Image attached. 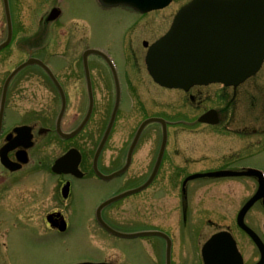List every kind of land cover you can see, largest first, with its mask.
<instances>
[{
    "label": "flooded vegetation",
    "instance_id": "obj_1",
    "mask_svg": "<svg viewBox=\"0 0 264 264\" xmlns=\"http://www.w3.org/2000/svg\"><path fill=\"white\" fill-rule=\"evenodd\" d=\"M13 24L15 31L16 21ZM163 29H160L159 36L163 33ZM2 34L3 32L0 31V43L5 39L4 37L1 39ZM4 34L6 36V33ZM159 36L152 41L146 39L142 41L145 53L148 42H153ZM15 40L16 36L14 33L12 42H15ZM26 42V38H21L22 48L20 47L19 50L22 51L23 56L19 57L20 59L15 64H12L10 55L7 53L11 44L0 50V250L6 247L5 239L8 238L9 224L12 218L33 221L42 229L43 234L52 232L60 236L71 232L73 218L85 217L90 222L91 233L93 232L92 225H97L103 234L117 239L120 238L108 232L104 224L99 221V217L102 218L104 223L115 230L125 232L140 230L138 229L140 225L139 221L131 218V215L127 214L119 217L121 205L119 203L126 198L108 203L101 208L99 214L97 211L103 203L112 197H115L123 190L132 188L127 186V182L131 178L138 176L139 172L145 174L152 171L156 157L152 158L146 167L144 166V170L133 172L134 154L140 141L145 136V130L149 126H155L157 132H159V129L162 132L161 123H150L144 128L132 154L131 162L128 165H126L128 162V150L133 137L131 140L130 137L121 138L115 143L114 139H112L113 128L103 145L98 160V168L106 176L124 167H126V170L118 177L108 179L100 177L94 170L92 157L104 136V131L112 111L111 109L110 113H108L110 103L112 102V88L115 94L114 75L110 67L100 58L106 67H108L110 73V76H108L105 70L102 71L101 68H98L90 61L89 56L88 65L94 100L92 114L80 132L73 136L64 137L59 133V130L65 134H71L82 123L91 104L90 88L88 87V78L82 53H76L73 46L74 43L70 46L71 41L67 39L66 46L68 47L65 48L66 53L53 54L61 62L58 68H53L51 65L57 82L52 81L43 67L36 62L20 70L7 84V78L11 72L29 58L48 63L47 59H45L47 56L41 53V46L37 42L30 43L29 45ZM129 51L133 55L132 64L134 67L141 65V61L137 58L138 51L136 47L133 45ZM43 73L46 79L43 78ZM262 73V89L257 88L255 85V87L248 86L241 88V90V85L234 87L219 84L221 90L214 93V96L222 102V105L214 107L216 109L215 123L210 125L205 124L216 129V133L212 135V139L210 140L216 149V158L214 157L212 162L209 161V165H205L197 171L186 173L183 180L187 174L189 175L194 172L236 171L241 173L249 168L264 171L262 165L247 162L250 152L262 148L264 144V62L262 64ZM133 77L125 71L122 76L124 82L123 88L126 93H130L129 95L131 93L135 94L137 103H145L143 98H139L142 90L136 77ZM44 80L50 85H44ZM32 82L35 85H32ZM150 82L156 84L152 79H150ZM111 83H113V87L110 85ZM40 88H45L47 91L44 102L39 99ZM194 88L200 89V97L205 87L194 86L188 92ZM178 91L187 94L183 90ZM189 95L191 96L189 99L192 103L198 101L196 95L193 93H189ZM241 98L249 100L247 102L248 106L252 107L248 112L242 111L241 104L243 102L240 101ZM201 99L203 100V97H200L199 101ZM252 100L254 101L252 102ZM25 103L27 105H24ZM113 106L114 101L111 108ZM140 112L142 116L137 121L136 127L141 121L150 116L164 118L167 121L168 131L178 126L192 128L191 126L198 125L196 124L197 118L172 117L170 111L167 112L166 110L148 113L144 104L140 106ZM90 123L94 124V126L96 125L92 131L89 128ZM22 125L28 126L26 129L28 134L17 138L15 128ZM75 149L80 153L77 172L68 171L70 166L66 169L68 172H54L52 165L55 160L70 150ZM183 150L177 152L175 149L173 153L183 159L186 158L185 153H187ZM3 152L7 164L3 163L1 159ZM168 153L169 151L166 149L161 169L166 162ZM187 159L184 160L185 163H187ZM172 168L186 169V165H173ZM133 174H136V176H133ZM34 175H36L38 181H35L34 188L27 194L23 192V190L27 189V176H33L34 178ZM44 178L46 179L45 181L42 180ZM218 179H222L224 182L232 181L225 179H233L234 181L236 179L246 180L239 182L241 185L239 188V200L231 216V223L219 228V224L214 223L212 217L200 219L199 221L205 220L209 225L214 226V230L203 229L204 222L202 224L196 223L197 230L194 232V236L186 237V233L179 230L180 245L177 243V238L170 231H167L172 237L170 264H206L203 247L210 238L217 234H222L223 238L229 237L228 234L233 237L241 254L242 264H256L262 257V250L257 247L251 236L237 223L238 214L242 207L259 191V196L245 212L243 221L254 230L264 243V191H262V182L259 176L203 177L196 179L194 182H192L193 180L189 181L186 184V192L184 194L181 192L182 221L185 224L187 223L186 227L193 225L188 217V201L194 196L199 197L198 194L205 188L209 191L214 190L218 186V182L216 181ZM201 180H209L210 182H198ZM191 185H193V189H190ZM92 194H97L98 197L92 199L90 197ZM43 199L49 202L44 208H42ZM28 203L35 204L28 207ZM199 207L201 206L199 205ZM215 215L216 219L224 217L222 214L220 216L218 214ZM37 217L43 218L44 221H41ZM162 241L165 247L164 255L159 253V256L155 257L151 253L149 264H168L166 259V241ZM218 243L221 244L222 248L227 247L226 242L220 236ZM150 246L155 251L157 250L156 246L152 244ZM106 257V255L102 254L99 258L85 257L62 264H74L83 261L125 264L124 261H113Z\"/></svg>",
    "mask_w": 264,
    "mask_h": 264
},
{
    "label": "rangeland",
    "instance_id": "obj_2",
    "mask_svg": "<svg viewBox=\"0 0 264 264\" xmlns=\"http://www.w3.org/2000/svg\"><path fill=\"white\" fill-rule=\"evenodd\" d=\"M58 1L61 2L64 8V15L62 19H59L51 26L54 29V34L52 32L53 38L49 37L48 47L41 50V53L47 56L50 65L53 68L60 66V60L53 54L58 53V51H62L59 53H66L65 48L68 47L66 46L67 39H70V46L74 43L73 46L76 53H81L85 47H103L113 54L119 66L120 74L123 76L126 70L130 73V76L136 77L141 87L142 92L139 98H143L145 103H137L133 93L129 95L130 93H126L125 90L122 92V99L119 104L112 135L115 143L121 138L130 137L131 140L135 133L137 121L142 116L140 112L142 104H144L148 113L166 110L167 112L170 111L172 117L186 118H197L205 109L222 105V102L214 96V93L221 90L219 84L204 86L205 88L200 95L203 100L199 101V92H201L199 88H194L185 94L178 90L164 89L150 82L143 64L145 48L142 46V41L145 39L152 41L159 36L160 29L167 28L170 21H168L169 19L167 20L166 11L137 16L138 14L122 7L103 9L97 5L95 0ZM187 1L173 0L170 7L177 5L175 9L177 10L178 7ZM52 2L53 0H11L14 19L16 20V40L10 45L7 53L10 55L12 64H15L20 59L19 57L23 56L22 51L19 50V40L24 37L31 38L37 30L39 31L41 15L48 11ZM170 9L168 7V10ZM133 26L137 28L131 34L130 47L133 45L136 47L138 51L137 58L141 61V65L136 67L132 64V53L130 52L131 56H129L127 51L130 42L129 32L131 30L129 29ZM0 28V31L3 32L1 39H3L6 31L3 0H0ZM90 61L98 68H101L102 71L105 70L106 74L110 76L108 67L99 57L90 56ZM262 75L261 69L256 75L244 82L240 89L248 86L255 87V85L257 88L262 89ZM43 78L46 79L44 73ZM43 84L50 85L45 80ZM32 85H35V83L32 82ZM110 85L113 87V83ZM39 92V99L44 102L47 91L45 88H40ZM189 93L197 96L198 101L196 103L190 101L189 98L191 96ZM111 94H113L112 102L108 113L112 109L115 97L113 88ZM240 101L243 102L241 104L242 111L248 112L252 107L248 106L247 102L249 100L241 98ZM24 105H27V103ZM95 126L90 123V130L92 131ZM215 131V128L203 123H198L197 126L192 128L179 126L171 128L169 153L160 173L147 189L134 193L119 203L121 204L119 217L127 214L131 215V218L139 221L138 229L149 227L159 228L166 232L170 231L177 238L179 245V230L185 232L186 237L194 236V232L197 230L196 223L202 224V222H204L203 229L214 230V226L209 225L205 220L201 222L199 221L200 219L212 217L214 223L219 224V228L229 225L239 200V188L241 187L239 182H244L246 181L245 179H236V181L225 179L232 180L225 182L222 179L216 180L218 186L214 190L209 191L205 188L198 194L199 197L194 196L188 201V217L193 225L186 227L187 223L185 224L182 221V179L186 173L197 171L201 167L209 165V161L212 162L214 160L216 149L210 140L212 135L216 133ZM160 139V129L157 132L155 126H149L145 130V136L140 141L134 154L133 172L144 170L151 159L156 157ZM175 149L177 152L185 149L183 151L187 152L185 153L186 158L182 159L179 155L174 154L173 151ZM185 159H187V163L184 162ZM247 162L257 163L264 167V144L262 148L250 152ZM183 164L186 165V169L172 168L173 165ZM148 174L139 172V177L133 174L136 177L131 178L127 182V186H138L148 177ZM34 176L36 178V175ZM44 176L46 175L44 174ZM34 178L33 176H27V189L23 190V192L28 194L34 188L35 181H38L37 178ZM42 180L45 181L46 179ZM198 182L208 183L210 181L201 180ZM190 189H193V185L190 186ZM201 195L202 197H200ZM90 197L96 199L98 196L97 194H92ZM35 203H28L27 206H32ZM47 203L49 202L43 199L42 208ZM215 214H218V216L222 214L224 217L216 219L214 217L216 216ZM37 218L44 221L41 217ZM70 231V233L62 236L52 232L43 234L42 229L35 222L12 218L9 224L8 238L5 239L6 247L0 250V264H62L85 257L99 258L102 254L106 255L109 260L124 261L125 264H149L151 253L156 257L159 256V253L164 255L165 252L164 243L158 236L117 239L103 234L97 225H92L93 232L91 233L90 222H88L86 217L73 218ZM181 240L183 241L182 238ZM150 244L156 246L157 250L152 249Z\"/></svg>",
    "mask_w": 264,
    "mask_h": 264
},
{
    "label": "water",
    "instance_id": "obj_3",
    "mask_svg": "<svg viewBox=\"0 0 264 264\" xmlns=\"http://www.w3.org/2000/svg\"><path fill=\"white\" fill-rule=\"evenodd\" d=\"M7 21L9 24L8 39L0 45V48L9 43L11 38V15L8 0H3ZM105 5H128L142 12L153 8L168 5L171 0H100ZM59 10L53 8L46 17L47 21L58 17ZM87 50L84 54L85 67L88 74L87 56L94 53ZM264 60V0H192L183 6L174 18L170 30L165 36L154 43L147 54L146 62L153 78L162 85L168 87H181L188 89L193 84H208L210 82H223L226 85H239L247 78L253 76L260 69ZM33 61L20 65L8 78L7 82L24 66ZM44 66V64H43ZM45 67V66H44ZM47 71L49 69L46 67ZM50 75L51 72L49 71ZM118 102V93H117ZM92 106L83 123L71 134L78 133L87 122ZM117 111V103L108 124L105 136L94 156V167L97 169V159L104 141L113 125ZM63 112V110H62ZM61 112V113H62ZM212 110L203 114L199 120L212 122ZM152 121H160L158 118H150L144 121L134 138L129 150L128 163L131 153L137 143L138 137L146 124ZM22 127L18 128L21 133ZM19 133V134H20ZM167 132L164 126L163 141L156 165L149 179L139 187L127 190L107 202H111L127 195L145 189L155 178L160 166L161 157L166 146ZM72 154L60 157L53 169L62 172L63 167L72 162ZM126 167L104 178H112L120 175ZM237 175L233 172L196 173L186 178L185 183L193 178L202 176ZM185 190V189H184ZM249 202L239 214L238 221L243 224L244 212L249 208ZM255 237L254 233L245 225ZM121 237H138L145 235H161L169 239L159 231H145L135 233H122L113 231ZM170 255V243H168L167 257ZM264 258L258 263L262 264ZM240 263V261H239Z\"/></svg>",
    "mask_w": 264,
    "mask_h": 264
},
{
    "label": "bare ground",
    "instance_id": "obj_4",
    "mask_svg": "<svg viewBox=\"0 0 264 264\" xmlns=\"http://www.w3.org/2000/svg\"><path fill=\"white\" fill-rule=\"evenodd\" d=\"M173 3V1L166 7V8H164V9H162V10H159V11H166L167 13H166V16H167V20L169 19V20H171V18H172V16L174 15V12H176V6L177 5H175V6H171L170 7V5ZM168 7L169 8H171L170 10H168ZM156 12H158V10L157 11H152V12H150V13H156ZM168 20V21H169ZM23 68H25V67H23ZM22 68V69H23ZM260 69H262V67L260 68ZM21 70V69H20ZM248 79V78H247ZM246 79V80H247ZM244 82V81H243ZM170 90V89H169ZM173 90H175V89H173ZM208 125H210V124H208ZM169 144H170V141H169V143H168V146H167V151H168V148H169Z\"/></svg>",
    "mask_w": 264,
    "mask_h": 264
}]
</instances>
